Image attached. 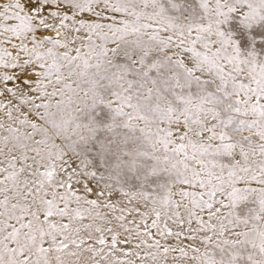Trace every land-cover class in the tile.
I'll return each mask as SVG.
<instances>
[{
    "label": "snow or ice",
    "instance_id": "snow-or-ice-1",
    "mask_svg": "<svg viewBox=\"0 0 264 264\" xmlns=\"http://www.w3.org/2000/svg\"><path fill=\"white\" fill-rule=\"evenodd\" d=\"M0 264H264V0H0Z\"/></svg>",
    "mask_w": 264,
    "mask_h": 264
}]
</instances>
